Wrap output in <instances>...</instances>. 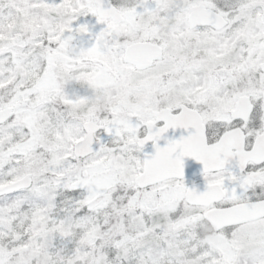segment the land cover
<instances>
[{"label": "snow or ice", "instance_id": "6c2138e0", "mask_svg": "<svg viewBox=\"0 0 264 264\" xmlns=\"http://www.w3.org/2000/svg\"><path fill=\"white\" fill-rule=\"evenodd\" d=\"M0 264H264V0H0Z\"/></svg>", "mask_w": 264, "mask_h": 264}]
</instances>
